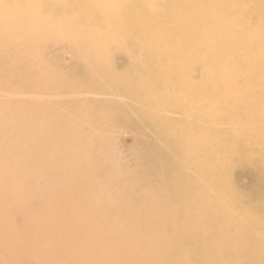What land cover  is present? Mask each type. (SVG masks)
Wrapping results in <instances>:
<instances>
[{"label":"bare ground","instance_id":"1","mask_svg":"<svg viewBox=\"0 0 264 264\" xmlns=\"http://www.w3.org/2000/svg\"><path fill=\"white\" fill-rule=\"evenodd\" d=\"M60 53L115 100L53 162L33 70ZM119 127L136 174L101 150ZM0 264H264V0H0Z\"/></svg>","mask_w":264,"mask_h":264},{"label":"rangeland","instance_id":"2","mask_svg":"<svg viewBox=\"0 0 264 264\" xmlns=\"http://www.w3.org/2000/svg\"><path fill=\"white\" fill-rule=\"evenodd\" d=\"M42 58L44 60H48L51 64H53V67L49 70L50 73H48L47 71L40 72L37 69L33 70V72L35 73V76L37 74H40L43 81L46 80L45 78H48L49 83L45 84L46 89H48V92L52 91L53 93L48 94L45 100H38V98L34 95V89L32 95L34 96V104L36 106L38 105V103L41 104V107L38 106V108H41L40 111L43 123V133L48 134L51 137V141H53H48L46 145H43V148L47 150L49 156L51 154L50 160L54 162L55 159L53 158L52 153L60 151L61 149H63L62 153H64V148L69 147L67 139L71 135V133L68 131H72L74 127L77 128L78 125H82L88 127L89 132H95L98 127L102 126L103 122H106V119L104 118L110 116L109 111L105 109L109 105L107 102L110 100H115V98L111 97L108 94L94 96L93 94H84L82 92L80 93L77 88L72 86L63 87L61 84L62 78H75L81 75L73 71L70 67L72 66V59L69 54L60 53L55 57H49L48 55H46L42 56ZM55 65H60L62 68L54 67ZM66 66L68 67L65 68ZM67 69H70L71 71L69 72V70ZM133 71V68L130 66L129 72L131 73ZM90 75L98 76L96 73H91ZM116 88L117 87H113L112 89ZM55 90H60V92H64V94L74 93V96H71L69 94L70 97H59L54 93ZM72 99H74L72 104L69 103L71 101H67ZM67 106H69L70 108H68ZM80 113L81 115H83L82 119L75 117L80 116ZM125 119H127V117H124L122 113H120L119 120L121 121V126H123V121ZM81 120L83 121L82 123ZM52 127H56L57 129H52ZM65 128L68 129L65 131ZM138 141L139 138L134 133V131H131L128 128L119 127V129H117L116 131H110L107 133V136H105L104 138L105 146L101 150L104 153L110 154L112 156V152L115 149H121L124 152L123 163H126L128 170L130 169L129 171L133 170L136 174L140 171L143 164L146 163V160L143 157L145 155V152L138 146ZM91 160L92 159H88V161ZM60 161L67 162L69 165H73L74 163H76V158L66 153V155H63L61 157ZM96 164L101 170L110 171L113 167L112 162L109 161V159H99L96 161ZM88 175L90 176L89 178L93 177V173H89ZM68 177H71V175H68ZM249 178L250 177L246 175L243 177V179L239 180L240 185L245 188V191H248L249 187H254V185H252L253 182L251 184V179ZM50 180H52L51 182L55 181V179L53 178H51ZM248 182L249 184H246Z\"/></svg>","mask_w":264,"mask_h":264}]
</instances>
